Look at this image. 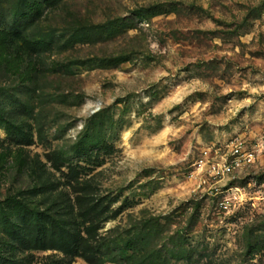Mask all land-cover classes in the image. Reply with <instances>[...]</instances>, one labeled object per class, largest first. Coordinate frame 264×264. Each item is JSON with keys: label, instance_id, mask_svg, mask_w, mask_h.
<instances>
[{"label": "rangeland", "instance_id": "1", "mask_svg": "<svg viewBox=\"0 0 264 264\" xmlns=\"http://www.w3.org/2000/svg\"><path fill=\"white\" fill-rule=\"evenodd\" d=\"M0 264H264V0H0Z\"/></svg>", "mask_w": 264, "mask_h": 264}, {"label": "trees", "instance_id": "2", "mask_svg": "<svg viewBox=\"0 0 264 264\" xmlns=\"http://www.w3.org/2000/svg\"><path fill=\"white\" fill-rule=\"evenodd\" d=\"M17 39L20 40L22 43L24 42L26 44L25 47L27 49H30V51L32 50L33 52H37L38 53V51H41L42 50V47L43 46H41V44H39L37 40L36 41H26V40H23L22 38H20L19 36H18ZM86 247L87 246H82V249H81V251H82V257L90 260V257L87 256V253H86L87 252Z\"/></svg>", "mask_w": 264, "mask_h": 264}, {"label": "built area", "instance_id": "3", "mask_svg": "<svg viewBox=\"0 0 264 264\" xmlns=\"http://www.w3.org/2000/svg\"><path fill=\"white\" fill-rule=\"evenodd\" d=\"M235 153H238V149L237 148H235Z\"/></svg>", "mask_w": 264, "mask_h": 264}]
</instances>
